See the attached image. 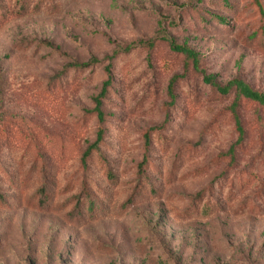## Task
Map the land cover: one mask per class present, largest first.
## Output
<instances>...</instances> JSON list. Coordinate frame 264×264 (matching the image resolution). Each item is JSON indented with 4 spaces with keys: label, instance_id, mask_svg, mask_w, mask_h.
I'll return each instance as SVG.
<instances>
[{
    "label": "rangeland",
    "instance_id": "rangeland-1",
    "mask_svg": "<svg viewBox=\"0 0 264 264\" xmlns=\"http://www.w3.org/2000/svg\"><path fill=\"white\" fill-rule=\"evenodd\" d=\"M161 34L264 92V0H0V264H264V105L224 156L231 94Z\"/></svg>",
    "mask_w": 264,
    "mask_h": 264
},
{
    "label": "trees",
    "instance_id": "trees-1",
    "mask_svg": "<svg viewBox=\"0 0 264 264\" xmlns=\"http://www.w3.org/2000/svg\"><path fill=\"white\" fill-rule=\"evenodd\" d=\"M159 36H160L159 39L166 41L168 47L171 50L177 52L178 54L182 56L185 66L189 65L191 68L199 70L202 73V78L205 81L210 82L211 86L214 89H217L219 93L231 94V99L228 104V107L233 117L234 127L237 131V135H236L235 140L231 144H229V146L227 147L225 151H223L224 156L227 155L231 159L233 156V153H232L233 145L239 142V140L242 138V127H241L240 117H239V114L237 113L236 107L241 101H250V100L254 101V103L260 106H263L264 105V92L253 88V86H251L247 81H245L240 76L231 77L230 79L226 80L222 84L217 83L214 79L215 75L213 73H204L202 69L198 67L197 65L198 55L194 49L184 44L175 43L171 37L166 36L164 34H161ZM152 39H145L143 43H145L146 45H148V47H150L153 44ZM108 57H112V56L108 55ZM95 62H99V60L96 57L90 56L85 61L73 60L67 64L75 66V67H81L88 63H95ZM104 70L106 72V76L101 82L100 88L93 98L94 103L92 106V111L94 112L98 122L103 121V112L101 109V97L103 93L105 92L106 86L109 83V79H110L108 62L104 65ZM174 77H176V75ZM174 77L171 78L167 83V94L170 100L174 98V94L172 91V81ZM3 113L11 114L9 111L5 109L0 110V115H2ZM101 134H102V127L98 125L95 131L94 139L88 144H86L84 147L80 148L79 153H78V160L82 167L86 166L87 160L94 154L93 152L97 149ZM145 163H146V158L142 157V159L137 164L139 171L143 170ZM41 195L42 196L44 195V191L42 189L40 191V196ZM77 195H80L81 199H76L75 204H79V202L83 200L84 198L90 199L89 193L85 188H83L81 192H79ZM132 200H133V197L131 195H128L122 201V203L118 204L117 209L119 211L123 210L132 202ZM88 203H91V202L88 201Z\"/></svg>",
    "mask_w": 264,
    "mask_h": 264
}]
</instances>
